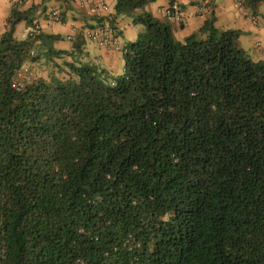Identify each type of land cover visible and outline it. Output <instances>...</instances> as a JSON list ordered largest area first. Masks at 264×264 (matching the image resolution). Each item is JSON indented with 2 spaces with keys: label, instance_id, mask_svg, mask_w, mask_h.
<instances>
[{
  "label": "trees",
  "instance_id": "1",
  "mask_svg": "<svg viewBox=\"0 0 264 264\" xmlns=\"http://www.w3.org/2000/svg\"><path fill=\"white\" fill-rule=\"evenodd\" d=\"M155 1L97 15L121 41L118 74L84 35L68 50L59 34L16 37L38 5L9 9L0 264H264V60L239 29L215 26L211 0L182 41L145 9ZM237 2L255 15L264 0ZM122 15L144 27L133 40L119 36ZM31 65L47 72L16 89Z\"/></svg>",
  "mask_w": 264,
  "mask_h": 264
},
{
  "label": "crops",
  "instance_id": "2",
  "mask_svg": "<svg viewBox=\"0 0 264 264\" xmlns=\"http://www.w3.org/2000/svg\"><path fill=\"white\" fill-rule=\"evenodd\" d=\"M16 2L23 8L31 4H37L36 20L40 22L42 32L61 35L63 39L57 41L56 45L66 50L72 47V41L66 39L67 35L71 34L72 38H74L80 30L88 26L97 25L96 20L98 17L91 10L93 6L105 3L110 7L114 4V0H0V34L4 31L5 19L9 9ZM48 3L51 9L57 10L60 13L62 22H51L47 20V14L50 12L48 10ZM197 3L198 0H156L145 8L155 17L162 19L158 14V9L161 6L170 4L179 6L185 16V22L182 24L170 25L173 31L177 33L182 32L184 37L194 32L193 25L197 24V28H199L208 12L213 11L216 17L215 26L217 28L239 29L241 31L238 39L240 46L245 49L254 60H264V23L258 20V10L254 15L242 7L237 0H211L209 11L207 10L208 12L206 11L200 15L197 13ZM152 5L154 7V12ZM123 16L124 15L118 17L115 22L119 36L123 41L133 40L136 37L137 31H133L130 26H134L135 24H133L132 19L131 22L133 25L129 24V22H125ZM25 27L26 23L23 22L21 33ZM74 29L77 30L75 31ZM20 36L16 35V37L19 38ZM87 44L85 48L91 52L92 49L97 51V53L93 52L95 53L93 55L89 54L108 69H112L118 64L119 59H122L120 52L98 48L91 43H89V45ZM88 52L89 51H87V53Z\"/></svg>",
  "mask_w": 264,
  "mask_h": 264
},
{
  "label": "built area",
  "instance_id": "3",
  "mask_svg": "<svg viewBox=\"0 0 264 264\" xmlns=\"http://www.w3.org/2000/svg\"><path fill=\"white\" fill-rule=\"evenodd\" d=\"M209 0H198L197 13L201 14L206 10ZM92 12L96 15L109 12V6L105 3H100L92 7ZM159 16L167 21L169 24H182L185 22V16L176 4H170L161 6L158 9ZM255 19V18H254ZM47 20L51 22H62L60 13L57 10H53L47 14ZM75 31L77 29H74ZM42 31V26L39 21L34 20L31 24L26 25L21 33V38L36 37ZM77 34L84 35L90 42L98 44L100 47L109 50H121L122 44L119 38H116L112 34V29L107 23H101L95 25L93 28H84ZM76 34V35H77ZM67 40H72V35L66 36ZM33 78L32 71L23 68L19 70L15 77L14 87L20 89L24 83L30 81Z\"/></svg>",
  "mask_w": 264,
  "mask_h": 264
},
{
  "label": "rangeland",
  "instance_id": "4",
  "mask_svg": "<svg viewBox=\"0 0 264 264\" xmlns=\"http://www.w3.org/2000/svg\"><path fill=\"white\" fill-rule=\"evenodd\" d=\"M48 5V10L51 12V11H53V9H51V6H50V4L48 3L47 4ZM259 7L257 8V10H258V20H259V22H263L264 23V2H262V3H260L259 5H258ZM110 8L112 9L113 8V5H111L110 6ZM152 8H153V12H154V7H153V5H152ZM152 8H151V10H152ZM146 9V8H145ZM148 10V9H147ZM156 13V12H155ZM103 14V13H102ZM157 15V14H156ZM124 17V20H125V22H129V24H131V25H133L132 24V22H131V17L130 16H126V15H124L123 16ZM22 25H23V21L22 22H20V23H18L17 25H16V29H15V34L17 35V36H20V33H21V27H22ZM190 26H192V25H190ZM131 27V29L133 30V31H140V30H142V28H144L143 27V25L142 24H140V23H138V24H136V25H134V26H130ZM193 28H194V32H197V30H198V25L197 24H195V25H193L192 26ZM136 32V33H137ZM173 34H174V37H175V39H177V40H180V41H182L185 37L183 36V34H182V32H180V33H177L176 31H173ZM88 44L87 45H89V41L87 42ZM89 47V46H88ZM89 51L88 52V54L90 53V54H95V53H97V51L96 50H94V49H92V52L90 51V50H88L87 48H85L84 49V51L85 52H87V51ZM93 52H95V53H93ZM90 54H89V56H90ZM86 60H89V57H84ZM122 68H123V60L122 59H119V61H118V64H116L113 68H112V72L113 73H116V74H118V73H120L121 71H122ZM27 69H29V70H31L32 71V74H33V77H35L36 75H38V74H45L47 71H46V69H43V70H41L40 72H39V69L36 67V66H28L27 67Z\"/></svg>",
  "mask_w": 264,
  "mask_h": 264
}]
</instances>
